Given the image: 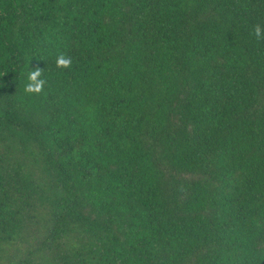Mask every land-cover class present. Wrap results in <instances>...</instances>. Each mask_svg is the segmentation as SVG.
I'll list each match as a JSON object with an SVG mask.
<instances>
[{
	"label": "trees",
	"instance_id": "trees-1",
	"mask_svg": "<svg viewBox=\"0 0 264 264\" xmlns=\"http://www.w3.org/2000/svg\"><path fill=\"white\" fill-rule=\"evenodd\" d=\"M257 25L264 0H0V264H264Z\"/></svg>",
	"mask_w": 264,
	"mask_h": 264
},
{
	"label": "clouds",
	"instance_id": "clouds-1",
	"mask_svg": "<svg viewBox=\"0 0 264 264\" xmlns=\"http://www.w3.org/2000/svg\"><path fill=\"white\" fill-rule=\"evenodd\" d=\"M255 35L257 38H264V30H262L261 26L257 25L255 28ZM57 66H64L67 67L70 63V58H66L65 56L61 55L57 58ZM41 73L39 70L30 72L28 75V80L30 81L26 85L27 92H40L45 81L43 79H38Z\"/></svg>",
	"mask_w": 264,
	"mask_h": 264
}]
</instances>
